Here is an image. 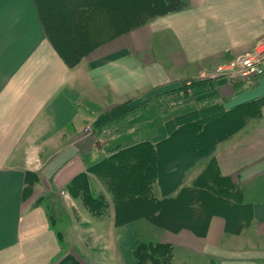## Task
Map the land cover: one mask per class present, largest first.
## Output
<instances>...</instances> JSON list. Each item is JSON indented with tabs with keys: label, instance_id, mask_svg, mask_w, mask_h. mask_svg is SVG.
Returning a JSON list of instances; mask_svg holds the SVG:
<instances>
[{
	"label": "crops",
	"instance_id": "0c3cea01",
	"mask_svg": "<svg viewBox=\"0 0 264 264\" xmlns=\"http://www.w3.org/2000/svg\"><path fill=\"white\" fill-rule=\"evenodd\" d=\"M186 3L184 10L99 45L69 67L48 40L34 0H0V264L59 260L63 233L55 224L61 213L70 217L60 192L65 194L75 177L104 157L106 146L166 136L156 128H122L105 143L100 139L99 147L92 133L99 115L123 103L141 106L144 95L203 79L264 39V0ZM215 82L214 92L226 110L264 103V74ZM215 158L221 174L241 187L242 197L240 205H227L230 212L213 213L204 237L188 229L172 233L142 220L116 227L110 206L104 221L87 220L81 212L73 216L82 252L110 248L111 264H136L137 245L168 244L171 264H264V104L258 117L217 146ZM203 162L186 174L185 185L192 184ZM27 173L36 174L38 182L24 200ZM241 219L246 223L234 227ZM75 255L86 263L87 258Z\"/></svg>",
	"mask_w": 264,
	"mask_h": 264
},
{
	"label": "trees",
	"instance_id": "16d2710c",
	"mask_svg": "<svg viewBox=\"0 0 264 264\" xmlns=\"http://www.w3.org/2000/svg\"><path fill=\"white\" fill-rule=\"evenodd\" d=\"M34 1L48 40L69 67L75 66L97 46L129 33L154 18L187 7L186 0ZM109 1L119 4L116 8L121 10L106 20ZM121 25L125 27L119 29ZM115 28L117 30L108 35ZM69 31L74 36L70 37ZM103 35L104 38L91 44ZM188 81L190 84H187ZM215 90L216 82L213 80L189 79L177 89L165 92L163 96L179 91L182 99L188 95L204 97L195 100L201 104L198 109L166 122V136L163 139L155 143L145 140L125 148L111 149L87 172L75 177L66 189L73 194L78 192L87 205L97 210L102 202L92 196L90 183L91 176L97 175L111 195L116 227L144 219L172 233L188 229L198 237H204L213 215V208L207 207L208 204L219 202L230 207L241 204V187L220 172L215 158L217 146L238 133L248 119L258 117L264 104L258 100L226 110ZM144 107L145 104L138 108ZM132 113L133 109L128 107V103H123L99 115L93 124L94 137L99 139L95 145L101 146L99 136L107 125L127 118ZM160 153L164 155L161 159L157 157ZM202 161H206L202 171L190 186L185 185L186 174ZM37 182L36 174L27 173L24 200L32 195ZM152 186L154 192L149 191ZM182 198H185L184 211H173L172 208ZM198 211H202L200 220L195 215ZM241 223L246 222L241 219L234 223V227ZM133 254L136 264H171L173 247L168 244L141 243ZM58 264L78 263L62 260Z\"/></svg>",
	"mask_w": 264,
	"mask_h": 264
},
{
	"label": "rangeland",
	"instance_id": "374dc122",
	"mask_svg": "<svg viewBox=\"0 0 264 264\" xmlns=\"http://www.w3.org/2000/svg\"><path fill=\"white\" fill-rule=\"evenodd\" d=\"M114 2V1H113ZM112 1L108 2V10H106L105 12V19L109 20L110 18H112V15L115 14L116 11H119L121 9H118L116 7H118L119 4H114ZM113 3V5H112ZM116 8V9H115ZM70 37L74 36L70 31L68 32ZM219 66V65H218ZM217 67V66H216ZM215 67V68H216ZM214 69V68H213ZM211 69V70H213ZM210 71V70H209ZM181 88V87H180ZM165 92L159 93V92H151L147 95L142 96L145 100V107L143 108H138V107H131L132 104H128V107L130 109H133V113L130 114L127 118H123L122 120L117 121L116 123H112L109 126L107 125L104 129L103 132L105 133L106 131V135L103 136L104 133H102L99 138L102 140V142L107 141L109 139V137H113V135H115L117 132V129L120 130L122 128H124L125 130H132V131H146L148 129H152V128H156L159 132L166 134L165 131V124L168 120L173 119L177 116H182L185 115L189 112H192L196 109H198L201 104L196 102L195 100H198V98L204 97L203 96H196L195 98L193 96L188 97L186 99L185 98H181V93L179 91L177 92H173L170 93L169 95L163 96ZM188 94H190V90L188 91ZM138 108V109H136ZM147 112L146 115H143V112ZM156 115V117H155ZM94 130V129H93ZM113 132V133H111ZM93 133V132H92ZM149 141V140H148ZM151 143H155L150 141ZM105 143V142H104ZM129 143V142H128ZM127 143V144H128ZM114 148H125L128 147L126 144H119V145H115V143L113 144ZM112 145V146H113ZM108 146H106L107 150L106 153L104 155V157L109 153V151H111L112 149ZM109 147V148H108ZM164 155L163 154H159L157 157L159 159H161ZM104 157H100L101 161ZM98 161V162H99ZM97 162V163H98ZM96 164V163H95ZM205 163H201L198 166V171H200L203 167H204ZM91 176V175H90ZM92 179L90 178V183H91V187L93 190L92 196L96 199V200H100L102 202V206L97 207V210H94L93 208H91L89 205H87L85 203V201H83V199L81 198L80 195H78L79 193L75 191V194L69 192L68 190L65 193V196L62 197L61 202H62V209L66 212H69L70 217L61 213V217H60V221L57 219L56 224H55V228L59 231H62L63 233V244H61L62 248V256L61 258L55 262H53L52 264H58L60 263L62 260H67L69 262H77L78 264H81L77 255V253H79L81 259H86V263L84 264H88L90 261L88 259H92L91 261L95 262V260H97L99 263H103V264H111V261L109 260L110 256H112V251H110V248H108V251H86L85 253L82 252L81 247L79 246V241L77 239L76 235H79L78 229L76 228V224L75 222L77 221L76 219L73 218V216H77L78 212H81V214L84 216V218H86L87 220H94V222L96 221H104L106 219L109 218V212H110V208L112 207V202H111V195L107 192L106 186L104 185V182L100 180V177H98L97 175L95 176L93 174V176H91ZM151 192H154L155 189L149 190ZM64 193V192H63ZM61 195V192H60ZM157 195V194H156ZM62 196V195H61ZM184 201L185 198H182L180 203H178V205L176 207H173L172 210L173 211H178L180 213H182L184 211ZM107 203V205H106ZM48 206V204H46ZM111 206V207H110ZM207 207L213 208V212L211 213H227L230 212L227 205L224 203H215L212 205H207ZM49 212L53 213H57L58 211L57 209L53 210V208H48ZM178 209V210H177ZM91 211H95L93 212L94 214L91 213ZM240 213H242V211H240ZM67 214V213H66ZM196 217L200 218L202 217V211H198L196 214ZM181 216H185V215H181ZM74 219V220H73ZM138 220H142L145 221L144 219H138ZM135 220V221H138ZM84 221V220H83ZM135 221H131L129 223L135 222ZM147 222V221H145ZM75 227V232L72 230V225ZM148 223V222H147ZM88 226V223H86ZM128 224V223H127ZM152 226V225H151ZM121 227V226H119ZM85 236V242L89 243V235H84ZM84 239V238H83ZM69 242V243H68ZM74 247H72V246ZM88 250V249H87ZM90 262V264L92 263Z\"/></svg>",
	"mask_w": 264,
	"mask_h": 264
},
{
	"label": "built area",
	"instance_id": "2783aa9c",
	"mask_svg": "<svg viewBox=\"0 0 264 264\" xmlns=\"http://www.w3.org/2000/svg\"><path fill=\"white\" fill-rule=\"evenodd\" d=\"M264 74V39L257 42L253 50L239 56L230 62L221 64L206 72L203 79L216 81L225 78L228 81H249ZM190 84V81L187 82ZM62 197L65 196L61 192Z\"/></svg>",
	"mask_w": 264,
	"mask_h": 264
},
{
	"label": "bare ground",
	"instance_id": "6f19581e",
	"mask_svg": "<svg viewBox=\"0 0 264 264\" xmlns=\"http://www.w3.org/2000/svg\"><path fill=\"white\" fill-rule=\"evenodd\" d=\"M123 27H125V25H121V26H119L118 28L121 29V28H123ZM116 30H117V28L113 29L111 32L108 33V35L111 34V33H113V32H115ZM104 37H105V35L98 37V38L95 39L91 44L97 42L98 40H100V39H102V38H104Z\"/></svg>",
	"mask_w": 264,
	"mask_h": 264
}]
</instances>
